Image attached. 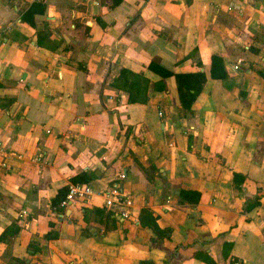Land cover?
<instances>
[{
    "label": "crops",
    "instance_id": "0c3cea01",
    "mask_svg": "<svg viewBox=\"0 0 264 264\" xmlns=\"http://www.w3.org/2000/svg\"><path fill=\"white\" fill-rule=\"evenodd\" d=\"M114 1L0 0V264H264V0ZM82 174L129 217L62 207Z\"/></svg>",
    "mask_w": 264,
    "mask_h": 264
},
{
    "label": "trees",
    "instance_id": "16d2710c",
    "mask_svg": "<svg viewBox=\"0 0 264 264\" xmlns=\"http://www.w3.org/2000/svg\"><path fill=\"white\" fill-rule=\"evenodd\" d=\"M115 3H118L119 0H115ZM40 7H44L41 2H36L34 1L29 8L22 13L21 15V20L25 21L27 19H31V17L34 15V13L39 10ZM41 11V10H40ZM40 35V34H38ZM38 44H42L41 41H39L38 38ZM211 76H217L215 74V71H213V67L214 65H217L219 63H221V58L217 55H213L211 58ZM149 67L151 69H159L161 68L163 70L162 67H158V65H156L153 62H150ZM164 75L162 77H166L168 75L171 74V72L169 71H165L163 72ZM127 75H130L129 71L122 69L119 73V79L121 78H127ZM175 80L177 83V90H178V96H179V102L180 105L186 109H189L192 105V103L194 102L195 98L197 97L198 93L201 91L202 87H203V83L206 80V76L204 73H196V74H175ZM117 81V80H116ZM155 88L158 90H163V86H159L158 83L155 84ZM129 91V89H126ZM129 100L132 102L133 101V97L131 96V94H129ZM145 100V99H144ZM85 174L73 177L71 179L72 183H83V184H88L84 178ZM67 191V185L65 187L64 190V195L63 197H65ZM140 222L143 226L149 227L150 229H152V231L157 235V238H162V237H166L169 238L170 237V230L166 229H161L159 228L157 222H156V217L153 216L152 212L148 209H143L141 214H140ZM200 258H202V260H204L207 264H213V260L206 254H201L198 255Z\"/></svg>",
    "mask_w": 264,
    "mask_h": 264
},
{
    "label": "built area",
    "instance_id": "2783aa9c",
    "mask_svg": "<svg viewBox=\"0 0 264 264\" xmlns=\"http://www.w3.org/2000/svg\"><path fill=\"white\" fill-rule=\"evenodd\" d=\"M227 9L229 11H241V7L235 3L228 5ZM238 65H232L233 70H238ZM161 115V112H159ZM0 152L3 156L8 157L13 155L12 152H7L4 150L0 144ZM18 157V155H17ZM44 158L41 156H36L33 158L34 162L43 161ZM2 166H5L6 163L2 161ZM124 175L121 174L120 178H123ZM100 197L102 199L103 205L108 209H116L120 215L124 218L129 217V207L131 205V197L124 193L117 184L112 185L102 191H95L89 184L83 183H67V191L64 199L61 201L62 207H68L75 202L89 203L94 197ZM25 213V211H23ZM233 264H244L242 261H235Z\"/></svg>",
    "mask_w": 264,
    "mask_h": 264
}]
</instances>
